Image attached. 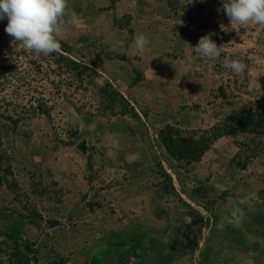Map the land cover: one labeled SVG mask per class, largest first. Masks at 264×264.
Returning <instances> with one entry per match:
<instances>
[{
    "label": "crops",
    "instance_id": "0c3cea01",
    "mask_svg": "<svg viewBox=\"0 0 264 264\" xmlns=\"http://www.w3.org/2000/svg\"><path fill=\"white\" fill-rule=\"evenodd\" d=\"M133 22L120 29L111 22L105 48L129 49V54L124 59L115 55V73L106 74L126 81V68H131L129 75L138 74L134 82L124 80L126 90L120 91L138 117L119 113L116 133L90 142L98 148L102 170L113 180L67 185L62 197L65 206L81 204L87 223L83 236L90 240L77 264H264L260 173L231 163L236 151L228 156L220 149L228 137L217 139L187 170L168 157L158 137L166 125L196 130L209 123L199 101L203 88L188 87V75L195 67L185 39L170 34L165 41L148 38L147 50L137 55L128 31ZM190 83H195L193 75ZM200 186L206 190V200L213 202L215 215L201 246L197 223L193 224L197 211L190 205L202 201L195 192ZM241 198L248 203L240 204ZM237 206L244 213L240 227L229 222L230 210ZM222 220L219 230L216 225Z\"/></svg>",
    "mask_w": 264,
    "mask_h": 264
},
{
    "label": "rangeland",
    "instance_id": "374dc122",
    "mask_svg": "<svg viewBox=\"0 0 264 264\" xmlns=\"http://www.w3.org/2000/svg\"><path fill=\"white\" fill-rule=\"evenodd\" d=\"M68 4L83 23L79 27L66 26L70 34L58 39L60 44L66 45V55L83 62L89 70L85 74L62 76L57 70L46 71L39 92L44 99L55 103L51 116L28 118L29 136L26 140L12 142L8 139L1 143L0 241H6L9 235L11 238L7 242L6 254L0 255L2 260L13 259L16 251L22 252L20 245L25 240L36 249L37 264H77L90 240L83 236V229L87 226L83 207L81 204L65 206L62 197L67 185L113 180L112 174L101 168L97 146L90 143L99 140L100 135L116 133V122L121 118V106H110L107 100L117 95L122 97L120 91L126 90L122 83L125 79L109 76L115 73L116 63L112 58L117 55L124 59L129 49L115 51L105 48L112 21L120 29L133 20L134 28L128 30L132 38L143 33L150 40L165 41L170 34L188 42V59L195 67L193 73L189 70L188 87L198 89L202 86L203 95L199 101L210 119L202 129L230 111L244 109L250 104L256 105L264 114V63L257 61V57L264 58V28L250 24L238 29L235 24H228L231 30L225 29V33L229 36L219 42L211 36L217 46L225 45L220 59L211 61L201 57L194 48L200 35L215 33L214 29L207 28L195 37L197 26L188 24L185 12L170 9L167 0H107L100 4L98 0H68ZM141 6L147 8L145 12L139 9ZM141 12L146 15H140ZM198 17L191 13L195 22ZM6 25L7 19L0 20V35L7 38L0 52V65H5L10 54L33 59L46 68L49 56L17 49L4 31ZM155 29L169 32L156 33ZM189 33H194L190 34L194 38L192 41L186 37ZM226 55L248 65L243 75H235L223 67ZM126 69L128 77L125 81L129 84L138 74L129 75L131 68ZM192 75L195 79L193 85L192 81L190 83ZM7 93L2 92V95ZM127 107L130 108L129 104ZM2 110L0 108V113ZM83 141L87 149L85 153L80 149ZM231 141L228 138L220 144V149L228 156L236 151ZM249 169L258 174L264 172V166L257 162L250 164ZM15 230H19L22 239L16 247L11 242Z\"/></svg>",
    "mask_w": 264,
    "mask_h": 264
},
{
    "label": "trees",
    "instance_id": "16d2710c",
    "mask_svg": "<svg viewBox=\"0 0 264 264\" xmlns=\"http://www.w3.org/2000/svg\"><path fill=\"white\" fill-rule=\"evenodd\" d=\"M223 0H191L180 2L179 0H167L168 7L173 11L180 10L187 14V22L189 25L197 26V33H189L187 39L192 41L199 36V32L207 28H213L215 34L212 35L214 41H221L226 35L225 29L231 30L228 27L230 21L222 10ZM217 9H221L218 13ZM191 13L199 19L197 22L191 18ZM201 14V15H200ZM202 36V35H200ZM7 40L6 37L0 35V52L3 43ZM61 45L59 53H51L50 61L46 68L30 58H22L20 56L7 55L5 65H0V108H3L0 113V147L2 141L10 140H26L29 132L26 127L28 118L45 115L51 116V110L55 106L50 99H44L42 93L39 92L43 83L42 77L46 71H58L59 75L70 74H85L89 69L81 61H76L67 56V47ZM54 66L52 71L49 67ZM2 92H8L7 95H2ZM37 96V97H36ZM115 98V99H114ZM110 106H121L120 114H129L133 118H137L138 114L130 107H127V101L120 95L108 99ZM161 144L163 145L168 157L176 162L179 168L187 170V167L193 162L199 161L204 152L217 139L228 137L232 140L236 153L231 160V163L239 169H246L253 162H257L264 166V114L256 107L250 104L244 109L232 111L220 118L208 128L196 130H182L176 125H166L158 134ZM81 152H86L84 141L80 145ZM89 161L91 162L90 158ZM260 177L264 183V172H260ZM197 197L205 204L206 210L215 219L212 212V201L206 200V190L200 186L196 189ZM260 197H264V187L259 192ZM199 214L193 216V224L197 223L198 231L200 232ZM14 237L11 240L14 247L19 246L22 242L19 230H15ZM11 239L7 237L6 241H0V255L6 254L8 243ZM23 251H16L13 259L7 257L0 264H37V251L28 244L27 241L21 243ZM16 249V248H15ZM7 256V255H6Z\"/></svg>",
    "mask_w": 264,
    "mask_h": 264
},
{
    "label": "clouds",
    "instance_id": "9594fccd",
    "mask_svg": "<svg viewBox=\"0 0 264 264\" xmlns=\"http://www.w3.org/2000/svg\"><path fill=\"white\" fill-rule=\"evenodd\" d=\"M222 10L230 24H235L238 29L250 24L264 28V0H223ZM220 11L217 9L218 13ZM3 19H7L4 31L17 49L43 56L61 51L58 38L70 34L66 26L79 27L83 23L82 18L70 9L68 0H0V20ZM214 34L210 32L201 36L194 48L201 57L211 61L219 60L225 48V45L217 46L211 39ZM149 45L150 40L143 33H138L131 47L135 54L143 55ZM257 61L264 63V58L257 57ZM222 64L235 75H243L248 68L231 55L224 56ZM239 203L246 204L248 200L241 198ZM243 217L241 207L231 208L229 222L235 227L241 226ZM223 226V220L216 225L219 230Z\"/></svg>",
    "mask_w": 264,
    "mask_h": 264
},
{
    "label": "built area",
    "instance_id": "2783aa9c",
    "mask_svg": "<svg viewBox=\"0 0 264 264\" xmlns=\"http://www.w3.org/2000/svg\"><path fill=\"white\" fill-rule=\"evenodd\" d=\"M190 205L197 211L200 217V238L198 244L199 246H201L208 234L209 228L213 222V218L211 214L206 210V206L203 201H198L196 203L192 202L190 203Z\"/></svg>",
    "mask_w": 264,
    "mask_h": 264
}]
</instances>
